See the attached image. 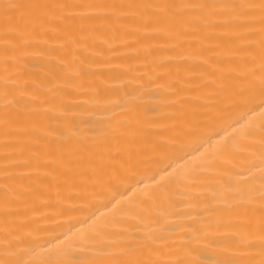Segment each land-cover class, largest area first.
Here are the masks:
<instances>
[{"label":"bare ground","instance_id":"bare-ground-1","mask_svg":"<svg viewBox=\"0 0 264 264\" xmlns=\"http://www.w3.org/2000/svg\"><path fill=\"white\" fill-rule=\"evenodd\" d=\"M0 264H264V0H0Z\"/></svg>","mask_w":264,"mask_h":264}]
</instances>
